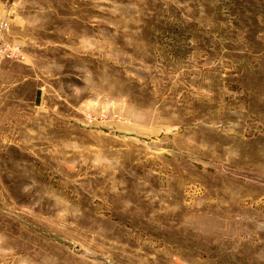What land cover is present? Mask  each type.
Segmentation results:
<instances>
[{
    "label": "rangeland",
    "instance_id": "obj_1",
    "mask_svg": "<svg viewBox=\"0 0 264 264\" xmlns=\"http://www.w3.org/2000/svg\"><path fill=\"white\" fill-rule=\"evenodd\" d=\"M18 10L0 264H264V0Z\"/></svg>",
    "mask_w": 264,
    "mask_h": 264
},
{
    "label": "crops",
    "instance_id": "obj_2",
    "mask_svg": "<svg viewBox=\"0 0 264 264\" xmlns=\"http://www.w3.org/2000/svg\"><path fill=\"white\" fill-rule=\"evenodd\" d=\"M18 7L19 0H0V25L7 22L8 29L5 38L11 42L16 41L19 37L24 24V19Z\"/></svg>",
    "mask_w": 264,
    "mask_h": 264
},
{
    "label": "built area",
    "instance_id": "obj_3",
    "mask_svg": "<svg viewBox=\"0 0 264 264\" xmlns=\"http://www.w3.org/2000/svg\"><path fill=\"white\" fill-rule=\"evenodd\" d=\"M8 29L7 22L0 25V59H8L14 56V50L5 40V33Z\"/></svg>",
    "mask_w": 264,
    "mask_h": 264
}]
</instances>
